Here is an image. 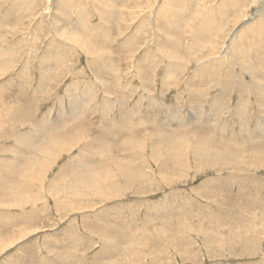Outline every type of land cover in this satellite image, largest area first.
<instances>
[{
  "label": "rangeland",
  "instance_id": "1",
  "mask_svg": "<svg viewBox=\"0 0 264 264\" xmlns=\"http://www.w3.org/2000/svg\"><path fill=\"white\" fill-rule=\"evenodd\" d=\"M0 264H264V0H0Z\"/></svg>",
  "mask_w": 264,
  "mask_h": 264
},
{
  "label": "bare ground",
  "instance_id": "2",
  "mask_svg": "<svg viewBox=\"0 0 264 264\" xmlns=\"http://www.w3.org/2000/svg\"><path fill=\"white\" fill-rule=\"evenodd\" d=\"M257 12V11H256ZM45 131V130H44ZM43 132V131H42ZM33 146V145H32ZM32 148V147H31ZM41 152H46V150H44V151H41ZM48 153H49V151H48ZM46 154H47V152H46ZM17 162V161H16ZM42 163H44V162H42ZM21 166V165H20ZM34 167V166H33ZM40 170V169H39ZM31 174V173H30ZM30 181V180H29ZM28 181V182H29ZM36 199V198H35ZM10 200V199H9Z\"/></svg>",
  "mask_w": 264,
  "mask_h": 264
}]
</instances>
